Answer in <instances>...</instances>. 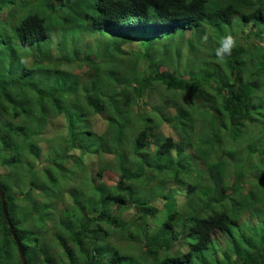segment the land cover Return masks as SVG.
I'll use <instances>...</instances> for the list:
<instances>
[{
	"label": "trees",
	"instance_id": "16d2710c",
	"mask_svg": "<svg viewBox=\"0 0 264 264\" xmlns=\"http://www.w3.org/2000/svg\"><path fill=\"white\" fill-rule=\"evenodd\" d=\"M0 15V264H21L11 231L27 264H264V0H0ZM92 32L117 51L137 33L133 61L109 69L75 51ZM176 33L168 64L152 40ZM227 33L237 46L218 62ZM181 44L198 55L182 68ZM57 118L80 150L58 160L98 159L70 207L40 161Z\"/></svg>",
	"mask_w": 264,
	"mask_h": 264
},
{
	"label": "rangeland",
	"instance_id": "374dc122",
	"mask_svg": "<svg viewBox=\"0 0 264 264\" xmlns=\"http://www.w3.org/2000/svg\"><path fill=\"white\" fill-rule=\"evenodd\" d=\"M57 12H58L57 9L53 8L52 11L48 12V16L50 18L56 17ZM0 17H2V15H0ZM66 17L69 18V15H66ZM212 17H214L213 13L210 12L207 18H212ZM239 19H240L239 17L235 16L233 19L234 25L229 28H224V30L225 31L235 30L237 32L239 29V24L235 25V22ZM70 29L74 32L77 30L78 32L79 27L73 26ZM216 36H218L217 32H216ZM166 37L162 39L163 41L162 48L157 50V53L163 54V59L165 60L167 59V54L170 51L174 55L173 47L166 48V44L169 41V39ZM73 39L76 42L74 41L72 42L75 43V46L77 45L75 51L77 50L79 54H84V55L96 54L97 52H100V55L98 56V61L102 66H106V67L109 66V69L113 68L117 70L118 68L117 63L119 64L122 63L123 66L127 67V59L132 58L129 55H127V41L125 43H119L120 51H117L114 48V44L116 42L112 38L104 34L100 35L97 32L86 34L85 37H79L74 35ZM68 41H71V39H69ZM210 45L216 46V43H211ZM21 56H23V54ZM113 60H115L116 65L115 63H113ZM31 61L33 63L32 59ZM40 63L45 65L46 61L42 59ZM1 67L3 70L1 71V73H4L5 71L6 72L9 71V73L11 71V73H15L14 76L10 77L12 80H15L17 76V68H18V63L16 61L12 63H8L2 60ZM104 127H105V123L103 120H101L98 117L94 118L93 127H91V130L93 132L101 133L103 132ZM161 128L163 129V132L168 131V127H166V125H164ZM40 137L45 139L44 141H39V145L41 146L40 161L45 163V165H47L48 167H50V165H52L51 168L54 166L53 170L49 174H47V176L46 174L44 175V181L47 182L50 188H51L50 182L57 181L59 186L63 188L62 194L65 193L63 198H65L67 204H69L68 206L70 207L73 205L74 195L78 194L80 191L87 192V189H91V185L86 183L83 185L85 188H82L81 190H79L78 188L74 189V194L72 196L69 194L70 192L73 191V187H76V184L79 185L82 182L81 178H85V176H87L88 179L89 177L93 179L92 176L95 177L94 173L96 172L98 167V159L94 156H84V157L81 156L82 168L80 169H74L71 166H69L71 163V159H68L67 157L63 156L62 160H58V158H60V153L64 154L67 151H69L68 155L71 157L76 158L80 156L79 149H75L73 147L70 150H66L67 149L66 143L71 142L73 137L72 135L69 136L67 130H65L63 120L61 118H57L48 128H45L41 132ZM49 139H52L50 144L48 142ZM48 147H50L49 150ZM49 152L52 154V157ZM50 160L55 162L54 165ZM104 160H109V157H105ZM42 177L43 175L42 176L40 175V178ZM116 178H117L116 176L113 177L114 180H116ZM95 179L97 180L96 177ZM23 181H25V178L23 179ZM69 184L70 186H68ZM36 190L37 189H35L32 193V195L35 197H37ZM67 197H71V198L68 199ZM32 214L35 215L36 213L34 212Z\"/></svg>",
	"mask_w": 264,
	"mask_h": 264
},
{
	"label": "clouds",
	"instance_id": "9594fccd",
	"mask_svg": "<svg viewBox=\"0 0 264 264\" xmlns=\"http://www.w3.org/2000/svg\"><path fill=\"white\" fill-rule=\"evenodd\" d=\"M240 16H241V14L237 15V17H240ZM192 21L193 20H187V19L186 20H178L177 24H178V26H180L179 29L182 30L183 27H185L186 25H189ZM146 24L147 23H139V24L135 25V27L139 28L140 35H142V29L146 26ZM183 30H187V32L185 34H183V36L189 37L191 35L192 29L187 28V29H183ZM188 30H190V31H188ZM213 33L215 34L214 31H213ZM148 35L149 34H145L144 36H148ZM133 36H137V38L136 39H132V40L127 38V55H130V57H132V58H130V60L127 59L128 62H132L133 61V53H135L136 48L139 46V43H140V36H138L137 33H135ZM166 36H164V37L169 39V41H168V43L166 45H168V44L170 45L171 39H177L179 34L176 33V34L166 35ZM164 37L161 38V39H154L152 41H156L159 44L163 45L162 39H164ZM201 39H202L203 43H206L207 40H208L207 34H205ZM236 46H237L236 38L234 36H232L231 33L225 34L220 40L219 47L215 50V55H216L217 61L218 62H224L226 60V57L231 55L232 49L235 48ZM177 47L178 48H182V52H180L181 58H180V60L178 62L180 68H182L185 65H188V63H194L196 58H198L197 54L189 52V50H188L189 49V45L188 44H181V45H179ZM195 49H197L198 51H200L202 53V51L200 50L201 48H199L198 46H196ZM167 58H169L168 64H174L175 63V52H174V55H173L171 53V51H170V53L167 54ZM166 65L164 67H162V68L166 69L167 68ZM188 66H190V65H188ZM261 95H262V100H263L264 99V94H261ZM260 102L262 103V101H260ZM254 192L257 193L258 191H254ZM236 243L240 247H243V249H244V246L241 243H239V242H236ZM25 258H26V256H25ZM26 264H27V262H26Z\"/></svg>",
	"mask_w": 264,
	"mask_h": 264
},
{
	"label": "water",
	"instance_id": "95a60500",
	"mask_svg": "<svg viewBox=\"0 0 264 264\" xmlns=\"http://www.w3.org/2000/svg\"><path fill=\"white\" fill-rule=\"evenodd\" d=\"M0 200H1V203H2V207H3V211L5 213V216L6 218L8 219V216H7V213L5 211V202H4V195H3V192L0 188ZM9 226L10 228H12V225L9 223ZM11 234H12V237L16 243V246L18 248V251H19V255H20V259H21V263L22 264H26V258H25V254H24V251L22 249V246H21V243H20V240L18 239L17 235L15 234V232L11 231Z\"/></svg>",
	"mask_w": 264,
	"mask_h": 264
}]
</instances>
